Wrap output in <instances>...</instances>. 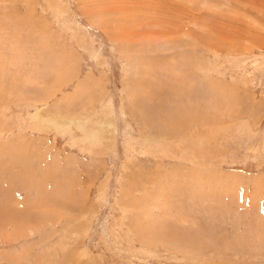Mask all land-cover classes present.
Listing matches in <instances>:
<instances>
[{"label": "rangeland", "instance_id": "1", "mask_svg": "<svg viewBox=\"0 0 264 264\" xmlns=\"http://www.w3.org/2000/svg\"><path fill=\"white\" fill-rule=\"evenodd\" d=\"M0 264H264V0H0Z\"/></svg>", "mask_w": 264, "mask_h": 264}, {"label": "crops", "instance_id": "2", "mask_svg": "<svg viewBox=\"0 0 264 264\" xmlns=\"http://www.w3.org/2000/svg\"><path fill=\"white\" fill-rule=\"evenodd\" d=\"M52 93H49V95H51ZM45 96L47 95V94H44ZM47 121V120H46ZM47 122H49V121H47ZM33 142H35L34 140H33ZM2 143V142H1ZM10 144H16L15 142L14 143H11V142H9ZM8 143V145H10ZM3 145H4V143H2ZM6 144V143H5ZM24 144H26V143H24ZM7 145V144H6ZM44 145V144H43ZM35 146V145H34ZM45 146V145H44ZM19 158H21V157H18V159ZM28 174H29V171H28ZM31 175V174H30ZM258 178H260V177H258ZM258 178L256 177V179L255 180H258ZM259 181V180H258ZM258 181H253L252 182V185H248V187L250 188V189H248V192L250 193V194H252V197H255V196H257L258 194H261V193H263L262 192V189H263V187L261 186V184H259V182ZM252 188H253V190H252ZM247 190V189H246Z\"/></svg>", "mask_w": 264, "mask_h": 264}]
</instances>
